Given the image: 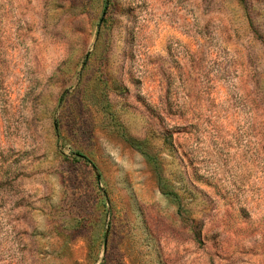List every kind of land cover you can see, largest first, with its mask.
Here are the masks:
<instances>
[{
	"label": "rangeland",
	"instance_id": "obj_1",
	"mask_svg": "<svg viewBox=\"0 0 264 264\" xmlns=\"http://www.w3.org/2000/svg\"><path fill=\"white\" fill-rule=\"evenodd\" d=\"M0 264H264V0H0Z\"/></svg>",
	"mask_w": 264,
	"mask_h": 264
}]
</instances>
